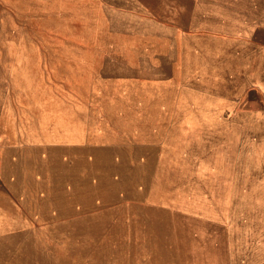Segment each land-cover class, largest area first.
<instances>
[{"label": "rangeland", "instance_id": "374dc122", "mask_svg": "<svg viewBox=\"0 0 264 264\" xmlns=\"http://www.w3.org/2000/svg\"><path fill=\"white\" fill-rule=\"evenodd\" d=\"M106 9L82 7L80 0L73 7L66 0H0V82L8 81L11 105L21 70L39 65L45 77L77 80L80 74L66 69L83 56L95 71L114 56L130 64L148 50L171 82L155 98L169 103L170 125H144L139 117L133 139H122L126 156L114 167L120 194L111 191L105 200L131 205L88 227L79 222L73 237L35 239L12 264H264V125L257 121L264 106L241 79L227 86L212 77L209 63L199 70L185 61L192 55L167 45L156 19L135 29L133 14ZM101 114L94 110L91 117ZM99 158L91 166L100 175L98 167L111 163Z\"/></svg>", "mask_w": 264, "mask_h": 264}, {"label": "crops", "instance_id": "0c3cea01", "mask_svg": "<svg viewBox=\"0 0 264 264\" xmlns=\"http://www.w3.org/2000/svg\"><path fill=\"white\" fill-rule=\"evenodd\" d=\"M66 1L74 6V0ZM80 5L131 13L135 29L144 21L148 29L156 19L165 31L162 40L179 46L181 56L192 55L185 61L194 60L199 70L209 63L212 77L225 79L227 86L241 79L264 106V0H80ZM88 59L69 60L82 62L66 69L76 70L77 80L59 81L45 77L39 65L25 66L33 67L21 70L13 105L8 81L0 82V254H5L0 263L16 262L13 256L20 260L35 239L73 237L79 222L88 227L131 205L121 198L105 200L111 191L120 194L122 178L114 167L126 156L123 136L133 139L139 117L144 125H170L169 103L155 101L160 90H168L170 76L168 71L161 76L148 50L136 53L130 64L114 56L95 71ZM142 93L146 103L139 101ZM94 110L101 116L91 117ZM257 121L264 125V115ZM99 156L111 163L97 166L104 169L100 175L91 166Z\"/></svg>", "mask_w": 264, "mask_h": 264}]
</instances>
